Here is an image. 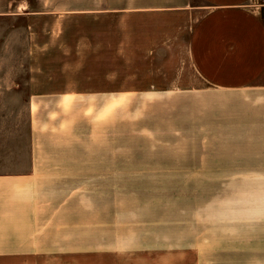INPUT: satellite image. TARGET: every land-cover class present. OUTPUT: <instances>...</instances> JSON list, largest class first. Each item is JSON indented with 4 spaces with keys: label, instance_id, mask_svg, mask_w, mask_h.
<instances>
[{
    "label": "crops",
    "instance_id": "crops-1",
    "mask_svg": "<svg viewBox=\"0 0 264 264\" xmlns=\"http://www.w3.org/2000/svg\"><path fill=\"white\" fill-rule=\"evenodd\" d=\"M33 4L0 0V21L34 17ZM89 11L133 16L123 26L139 27L134 33L142 42L146 28L155 26L158 46L149 40L146 47L155 57L154 49L179 43L188 23L193 25L186 40L189 83L181 74L125 90H159L164 166L179 170V178L168 183L181 184L182 203L178 221L169 213V246L124 244L121 263L264 264V0H95ZM14 83L8 88L0 75V101L28 100L11 108L5 102L0 115H16L18 123L26 114L27 131L19 138V158L10 152L3 159L19 168L0 173V264H50L66 255L81 259L118 251L109 243L111 229H71L86 222L76 216L72 194L79 189L73 177L123 170L113 168L124 164L121 144L111 138L108 150L106 139L100 140L105 116L97 118L101 149L93 144L88 107L78 106L77 95L50 98L47 104L32 83L25 94ZM110 87L96 92L98 115L118 108L121 90ZM48 177L55 186L56 232H48ZM98 237H105V250L98 249Z\"/></svg>",
    "mask_w": 264,
    "mask_h": 264
},
{
    "label": "rangeland",
    "instance_id": "rangeland-1",
    "mask_svg": "<svg viewBox=\"0 0 264 264\" xmlns=\"http://www.w3.org/2000/svg\"><path fill=\"white\" fill-rule=\"evenodd\" d=\"M91 3L95 4V0H34V17L0 21V75L7 78L8 88L15 82L16 89L25 94L32 83L40 99L47 104L51 103L50 98L77 95L81 103L78 106L88 107L84 113L88 112L93 144L99 148L101 141L106 139L109 150L113 146L112 138L121 144L124 152V164L113 167L123 170L78 175L72 180L79 189L72 194H76L78 202L76 216L86 222L76 223L71 229L95 228L97 232L111 229L114 237H109V243L118 251L81 259L66 255L51 258L50 264H122L120 248L126 244L145 242L169 246V213H172V220L178 221L176 212L181 210L182 186L168 183V180L179 178V170L167 171L164 166L159 90H125L159 85L180 79L181 74L189 83L193 76L186 40L193 25L188 23L179 43L154 49L157 57L148 56L149 40L152 47L158 46L154 41L158 31L155 26L146 28L149 33L142 42L140 34L134 33L139 27L123 26L124 19L133 16L125 18L123 13L92 15ZM167 34L172 36L171 31ZM112 85L113 89L121 90L116 94L118 108H106L104 114L98 115L96 92ZM27 100L11 98L0 101V107L4 108L7 102L11 108ZM103 115L106 130L100 127L104 136L100 141L97 118ZM113 116L117 125H114ZM18 117L17 123L16 115H0V173L19 168V164L3 160L8 153L17 156L22 150L19 144L23 139L19 138L27 131V115ZM94 133L96 136L92 137ZM45 182L48 232H56L53 177L45 178ZM104 240L105 237H98L99 250H105Z\"/></svg>",
    "mask_w": 264,
    "mask_h": 264
}]
</instances>
